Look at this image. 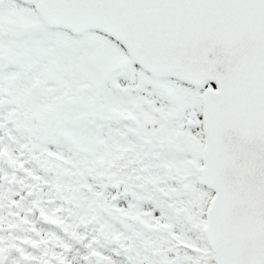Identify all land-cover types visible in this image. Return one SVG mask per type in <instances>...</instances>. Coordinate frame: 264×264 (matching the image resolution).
Instances as JSON below:
<instances>
[{
  "label": "snow or ice",
  "instance_id": "snow-or-ice-1",
  "mask_svg": "<svg viewBox=\"0 0 264 264\" xmlns=\"http://www.w3.org/2000/svg\"><path fill=\"white\" fill-rule=\"evenodd\" d=\"M0 264H264V0H0Z\"/></svg>",
  "mask_w": 264,
  "mask_h": 264
}]
</instances>
